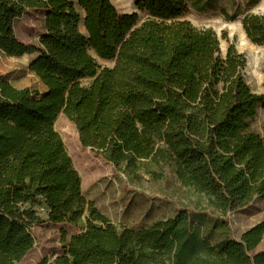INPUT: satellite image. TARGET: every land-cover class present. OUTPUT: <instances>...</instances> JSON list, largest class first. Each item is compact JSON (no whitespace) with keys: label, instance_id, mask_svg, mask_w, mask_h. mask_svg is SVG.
Wrapping results in <instances>:
<instances>
[{"label":"trees","instance_id":"16d2710c","mask_svg":"<svg viewBox=\"0 0 264 264\" xmlns=\"http://www.w3.org/2000/svg\"><path fill=\"white\" fill-rule=\"evenodd\" d=\"M135 7L121 14L111 0H0V51L33 55L30 71L46 88L34 98L0 80V264H18L33 249L29 229L43 222L35 205L55 224L88 213L86 229L51 264H264V221L236 239L224 219L264 200V137L251 131L264 96L245 79L246 57L232 44L223 52L212 29L196 28L186 0ZM28 11L44 14L36 44L21 42L14 28ZM242 25L264 47V15H246ZM60 115L83 148L132 184L144 175L162 180L171 168L212 226L182 209L119 230L83 196L55 129Z\"/></svg>","mask_w":264,"mask_h":264},{"label":"rangeland","instance_id":"374dc122","mask_svg":"<svg viewBox=\"0 0 264 264\" xmlns=\"http://www.w3.org/2000/svg\"><path fill=\"white\" fill-rule=\"evenodd\" d=\"M189 12L187 19L198 29H212L219 37L221 49L234 45L247 60L245 79L252 92L264 96V47L253 45L246 37L242 22L246 15H264V0H186ZM121 14L137 11L136 0H111ZM17 38L25 44H36L44 30V14L28 11L14 22ZM35 59L33 55L22 58L7 57L0 51V80L13 87L30 92L38 98L46 88L30 71ZM89 81H85L88 84ZM55 129L60 134L72 159L73 167L81 178L83 196L94 202L98 210L106 215L119 229H141L154 222L175 216L188 209L204 226L212 221L197 210L199 198L184 188L172 169L165 168L162 180H153L144 175L142 182L132 184L127 173L116 170L112 164L96 156L91 149L83 148L75 126L60 115ZM251 131L264 137V106L251 122ZM34 209L43 222L29 229L34 238V247L18 264H51L64 253L71 236L83 232L87 227L88 213L76 223L55 224L48 221L45 206ZM210 217L219 214L208 210ZM230 225L231 235L239 239L248 229L264 221V200L256 199L248 207L229 212L224 218ZM221 238L216 235L215 239ZM264 246V239L262 241Z\"/></svg>","mask_w":264,"mask_h":264},{"label":"crops","instance_id":"0c3cea01","mask_svg":"<svg viewBox=\"0 0 264 264\" xmlns=\"http://www.w3.org/2000/svg\"><path fill=\"white\" fill-rule=\"evenodd\" d=\"M74 2L77 3L78 0H73ZM246 35V34H245ZM247 37V36H246ZM264 250V246H262V243L259 245V247L257 248V251H261Z\"/></svg>","mask_w":264,"mask_h":264}]
</instances>
